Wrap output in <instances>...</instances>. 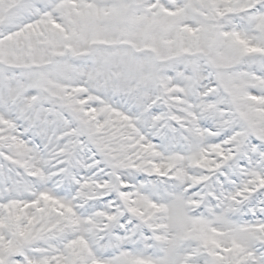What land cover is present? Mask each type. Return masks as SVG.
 Listing matches in <instances>:
<instances>
[{"label": "snow or ice", "instance_id": "6c2138e0", "mask_svg": "<svg viewBox=\"0 0 264 264\" xmlns=\"http://www.w3.org/2000/svg\"><path fill=\"white\" fill-rule=\"evenodd\" d=\"M0 264H264V0H0Z\"/></svg>", "mask_w": 264, "mask_h": 264}]
</instances>
